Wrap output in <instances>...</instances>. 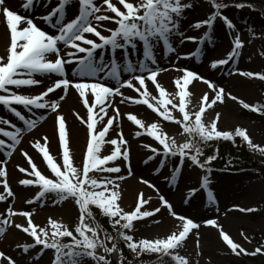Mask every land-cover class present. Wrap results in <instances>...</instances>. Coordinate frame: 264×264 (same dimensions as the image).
<instances>
[{
  "label": "snow or ice",
  "instance_id": "1",
  "mask_svg": "<svg viewBox=\"0 0 264 264\" xmlns=\"http://www.w3.org/2000/svg\"><path fill=\"white\" fill-rule=\"evenodd\" d=\"M50 3L51 0H22L20 9L25 14H21V11L9 5L8 0H0V18L9 36L6 52L0 56V106L20 122L17 124L13 120L0 117V202H9V198H15L16 195L8 180V159L3 157L11 158L21 143L23 133L35 129L38 123L46 118L47 111H51L56 114L55 131L58 155L62 163L57 162L56 157L51 154L47 136L36 139L31 146L42 157L45 168L38 167L32 156L21 150L28 167L16 166L23 174L17 183L25 188L38 189L30 199L25 200L28 205L43 206L48 200L56 205L71 200L78 209V223L74 228H69L49 217V227H42L33 221L35 208L31 211H15L9 202L5 211L0 213V236H3L7 226H14L31 239L30 243L17 244L22 255L30 256L39 246V251L30 257L32 261H38L45 250L51 249L54 250L52 264H85L87 260L93 264H111L108 256L113 253L118 254L119 264H127L124 251L119 248L120 241H123L126 248L137 258L142 254L151 253L158 256L160 264H163L164 257L170 258L173 264H194L192 258L180 254L179 249L185 246L192 235L196 236V247L199 248L200 223L176 213L163 195L159 197L161 207L154 209L146 207L150 198L145 199L143 193L138 195L133 210L125 211L120 205V182L126 178L121 173L126 168L127 174L131 176L132 163L128 140L122 130H117L122 113L115 104V98L120 97V104L146 106L158 115L161 122L178 126L179 134L187 137L184 143H177L174 136L162 129L160 122L146 125L137 115L124 114L128 121L137 126L136 136L146 135L154 141V145H143L150 153L144 163L157 160L159 167L163 168L169 159L178 157L179 164L171 176V181L174 182L185 161H189L192 166L206 173L202 178L201 188L207 190L210 202H215L212 191L208 189L212 172L210 164L217 156L211 155L202 161L201 144L220 139L235 143V138L239 137L249 148L264 155V147L253 143L246 129L236 127L234 131L218 130L219 112L215 113V119L210 124L204 121L209 109H213L218 103L223 104L226 98L236 101V96L226 93L223 87L188 68H175L182 73L173 82L175 94L169 93L158 80L162 72L168 71L160 66L157 59L158 50L162 58L176 54L178 60L194 55L178 53L173 44V37H181L180 43L185 40L197 41V37L184 36L180 31L185 12L193 5L186 0H117L115 3L113 0H101L100 3L97 0H57L51 11L39 17L53 30L49 32L34 22L36 17L31 13L37 7H47ZM72 3H78V13L69 20L66 14ZM209 3L213 11L206 19L195 22L192 27L208 29L206 36L200 41L203 44L211 42L212 30L217 21L222 22L230 36L231 48L224 58L210 61L209 67L211 70H224L226 66L238 62L246 41L241 38L240 31L232 19L224 13L230 5L223 0H209ZM104 5L106 8H103ZM234 6L239 9L252 7L243 2ZM102 22H110L115 27H104ZM101 28L108 34L98 30ZM89 35L95 39L89 38ZM117 51L121 52L120 59L115 55ZM200 51L198 48L197 52ZM260 54L264 56V52ZM72 65L75 67L71 68L70 76L68 69ZM226 74L264 81V73L239 68H232V71ZM37 75H55L58 78L37 95L22 94L20 89L42 83L35 78ZM197 81L204 83L212 95L210 96L209 92L203 93L198 110L192 111L189 107L193 96L190 86ZM149 84L154 86L156 95L149 91ZM70 88L78 93L86 110L84 115L74 113L86 131L79 165L74 161L66 119L59 112L61 105L58 100L50 98V94H54L58 89L67 95ZM125 88L137 95H125L122 91ZM177 97L178 103H174ZM63 99L64 95H61L59 100ZM239 103L244 109L264 117V104H249L243 100H239ZM37 110L45 111L40 113ZM176 111L180 114L179 118L173 115ZM113 132L115 138L111 136ZM105 144L112 146L107 155L102 153V146ZM141 183L155 188V185L146 179L142 178ZM196 191L195 188L189 190L191 195H195ZM191 195L186 198L185 203ZM93 207L108 218L115 235L98 223H94V226L86 223V220L93 218ZM161 208L166 209L179 221L177 230L162 238L136 239V222L154 218L161 212ZM239 211L253 212L255 209L239 208ZM15 216L26 218V224L15 223L12 219ZM154 222L160 223L158 220ZM203 223L219 230L220 238L234 255H264V247L248 251L241 243L235 241L216 219H207ZM241 236L245 240L249 239L243 232ZM64 238H67V243L62 242ZM195 255L198 257L201 253L196 252ZM0 264H19V261L0 251Z\"/></svg>",
  "mask_w": 264,
  "mask_h": 264
},
{
  "label": "rangeland",
  "instance_id": "2",
  "mask_svg": "<svg viewBox=\"0 0 264 264\" xmlns=\"http://www.w3.org/2000/svg\"><path fill=\"white\" fill-rule=\"evenodd\" d=\"M10 1L9 5L11 4L12 7L21 11V14H25L20 9L22 0H19V3L17 4H14L13 0ZM97 2L100 3L101 0H97ZM113 2L115 3L117 0H113ZM186 2L191 3L193 6L186 10L184 18L181 20L180 31L184 36L197 37V41L193 42L185 40L183 43H180L179 41L181 37H173V44L178 53L187 54L191 53L193 50L192 53H194V55H192V57H198V59L194 62L195 65L193 64L191 66L189 65L190 60H182L183 58L177 60L176 54L162 58V55L158 50V60L164 61L167 65H164L163 68H167L170 72L167 75L160 74L158 76L159 82L169 93L175 94V86L173 82L182 75V73L176 71L175 68H188L215 82L218 86L223 87L226 93H231L238 99L234 101L226 98L223 104L218 103L213 109H209L204 117L205 123L210 124L211 121L215 119V113L219 112L220 120L217 122L218 130L234 131L236 127H242L248 131L253 143L264 147V117L258 115L257 121L246 120L242 116L241 110L243 107L239 103V100H243L245 103L249 104H256L260 101H264V81L259 79H249L239 75L226 74L227 72L232 71V68L264 73V56L260 54L261 52H264V36L258 35L261 30L250 29V26H247L246 22L242 21L241 17L236 14L235 8L228 7L225 9L224 13L235 23L240 31L241 38L245 40L246 43L241 51V55L238 57L237 63H234L231 66H226L224 70H211L209 67L210 61L224 58L227 52L230 51V36L226 33L222 22L217 21L214 30H212L211 33L213 37L211 42L201 44L200 41L206 36L208 29L206 27L196 29L192 27V25L197 21L206 19L213 11L212 5L209 3V0H186ZM56 4L57 0H51V3L47 7H37L36 10L31 13L33 17H36L34 22H36L42 29L50 30L51 28L48 24L40 20L39 17L51 11ZM73 4L74 3H72L67 9L66 16L69 20L74 18L78 13L79 5L77 4L78 7L74 8L76 5ZM117 6L119 5L117 4ZM103 8H106V5H104ZM102 24L107 28L115 27V25L110 22H102ZM98 30L103 32L102 28ZM6 33L5 25L2 18H0V56L5 54L6 45L9 42V36L7 38ZM253 33H255V37H253ZM103 34L107 35L108 33L103 32ZM4 36H6V40H4ZM89 38L95 39V37H91L90 35ZM249 40L251 43H247ZM198 48L201 49L200 52H197ZM98 54L99 52L97 55ZM115 55L118 59L121 58V52L117 51ZM107 58L108 57L106 56L105 59ZM168 63H170V65H168ZM71 68L72 67L68 70L71 71ZM35 78L42 80V83L31 88H22L19 91L22 94L37 95L45 91L48 86H51L58 77L55 75L51 77L37 75ZM106 83L111 84L112 82L106 81ZM198 84L200 85L201 91L193 89V86ZM240 87H245L246 90H249L246 97L239 93ZM122 91L127 96L135 97L137 95L130 89L125 88L122 89ZM149 91L152 92L153 95H156L154 86L151 84H149ZM190 91L193 93L192 103L189 106L192 111L198 110L200 98L203 93L209 92V95H212L207 86L199 81L194 82L190 86ZM61 95H64L62 101L59 100ZM50 98L58 100L61 105L59 112L66 119L67 128L71 136L74 161L79 165L82 156V149L85 145L86 131L85 127L75 118L74 113L84 115L86 110L83 108L78 93L74 89L70 88L67 95H65L62 90L58 89L54 94H50ZM119 100L120 97L115 98V104L119 107L120 112L122 113L120 125L117 130H122L125 139L128 140L132 163L131 176L127 174L126 168H124L121 173L126 177L120 182L121 207L125 211L133 210L138 195L143 193L145 199L150 198L149 205L146 207L154 209L156 207H161L159 197L163 195L172 204L173 210L176 213L190 217L197 223L201 224V227L198 230L200 241L199 248L196 247V236L192 235L186 241L185 246L179 249L180 254L191 257L194 264H197V262L198 264H239L241 261H245L246 264H264V255L261 254L256 256L234 255L220 238L219 230L211 226H206L203 223V221L207 219H216L217 223L235 241L241 243L248 251H254L256 247H264V179L260 178L255 171H228L219 174L212 173L210 175L211 182L208 189L212 191L215 197V202H210L208 200L207 190L201 188L202 178L206 173L202 169L192 166L189 161H185L177 179L174 182L171 181L172 172L176 167L173 168V165L169 164V160L163 168L159 167L157 160L150 161L148 164L144 163V160L147 159V156L150 153L143 147V145H154V141L146 135L136 136L135 132L138 130L137 126L128 121L124 114H135L138 118L142 119L146 125L151 122H160L162 129L168 132L170 136H174L177 143H184L187 137L179 134L177 125L169 122H161L158 115L148 110L146 106L131 103L120 104ZM173 102L178 103V97ZM153 103H155V101H153ZM21 111H23V109H21ZM37 111L43 113L45 110ZM109 114H111V109L109 110ZM173 115L179 118L180 114L176 111L173 112ZM55 116V113L47 111L46 118L39 122L35 129L31 132L23 133L21 143L13 152L11 158L3 157L8 159V180L11 188L16 194L15 198H9V202L12 204L13 210L15 211H31L35 208L32 218L37 225L49 227L48 218L51 217L69 228H74L78 223L79 213L71 200L56 205L52 204L51 200L45 201L43 206L28 205L25 203V200L30 199L38 189L34 187L25 188L17 183L18 179L23 177V174L17 170L16 166L28 167L27 161L21 154V150L28 152L38 167L41 169L45 168V165L42 162V157L38 155L31 146L36 139L47 136L49 138V150L51 154L56 157L57 162L62 163V160L58 155L59 147L55 131ZM0 117L13 120L17 124L20 123L14 115L3 106H0ZM99 126L100 125H98V127ZM111 136L115 138V133H111ZM111 148V145H103L102 153L104 155L109 154ZM247 148L249 151H254L248 146ZM142 178L150 181L155 185V188H149L146 184L141 183ZM193 188L197 189L195 195H191L189 192V190ZM0 190H2V188H0ZM190 195L191 198L185 203L186 198ZM9 202H0V213L5 211ZM239 208H253L255 211L241 212L239 211ZM228 217H232V222L229 224L225 222V219ZM12 219L15 223L26 224V218L24 217L15 216ZM154 220H158L160 223H155ZM86 223L93 224L94 226V223L97 222L92 218L86 220ZM178 224L179 221L175 220L166 209L161 208V212L154 218L150 217L143 221L136 222L135 238H162L165 235L170 234L171 231L177 230ZM241 232H243L249 239L245 240L244 237L241 236ZM30 242L31 239L26 234L22 233L14 226L9 225L6 227L3 236H0V251L14 257L19 261V264H25L26 261L28 264H52L54 250L51 249L45 250L44 254L38 261H32L30 260V257L34 256L36 251H39V246L36 250L30 253V256L22 255L17 248V244ZM100 252L103 254L102 250H100ZM196 252H200L201 255L197 257L195 255ZM108 259L111 261V264H119V256L116 253L108 256ZM85 264H93V262L87 260L85 261Z\"/></svg>",
  "mask_w": 264,
  "mask_h": 264
},
{
  "label": "trees",
  "instance_id": "3",
  "mask_svg": "<svg viewBox=\"0 0 264 264\" xmlns=\"http://www.w3.org/2000/svg\"><path fill=\"white\" fill-rule=\"evenodd\" d=\"M224 3L234 6L236 3H245L252 7H244L240 10L239 15L242 19L247 20V23H254L259 26L264 36V0H223ZM235 7V6H234ZM256 104H264V101H260ZM242 116L246 120L257 121L258 113H254L248 110H241ZM203 155L201 160L211 155H216L217 158L210 164L212 169L216 170H250L255 171L260 178L264 179V155L257 151H249L247 145L241 138L236 137L235 143L232 141H225L223 139L208 141L201 144ZM218 149V153H217ZM94 220L100 224L104 229L109 232H113L109 224L107 217H104L98 209L92 208ZM65 243L68 242L67 238H64ZM119 248L123 249L124 255L127 258V264H160L158 256L156 254L145 253L138 258L134 256L126 248L123 241H120ZM163 264H173L168 257L163 258ZM239 264H246L245 261H241Z\"/></svg>",
  "mask_w": 264,
  "mask_h": 264
},
{
  "label": "bare ground",
  "instance_id": "4",
  "mask_svg": "<svg viewBox=\"0 0 264 264\" xmlns=\"http://www.w3.org/2000/svg\"><path fill=\"white\" fill-rule=\"evenodd\" d=\"M9 2H11L10 0H8V3ZM13 3L14 4H17V3H19V0H13ZM10 6H11V4H10ZM6 35H7V33H6ZM4 38V40H6V36H4L3 37ZM7 38H8V35H7ZM193 49V48H192ZM191 49V50H192ZM133 59H135V58H133ZM196 60V59H195ZM159 62H160V60H159ZM191 62V61H190ZM164 65H167V64H165L164 62H160V66L161 67H163ZM168 73H170L169 71H165V72H162L161 73V75H167ZM42 81V80H41ZM44 81V80H43ZM202 84H204V83H202ZM232 87V86H231ZM193 89H195V90H199V91H201V89H200V85L198 84V85H194L193 86ZM234 91V90H233ZM236 91V90H235ZM239 91V90H238ZM249 90H246V88L245 87H240V92L239 93H241V95H244L245 97H246V95H248L247 94V92H248ZM135 180V179H134ZM138 182V181H137ZM136 184H138V183H136ZM130 185L132 186V184L130 183ZM225 222L226 223H231L232 222V217H228V218H226L225 219Z\"/></svg>",
  "mask_w": 264,
  "mask_h": 264
}]
</instances>
